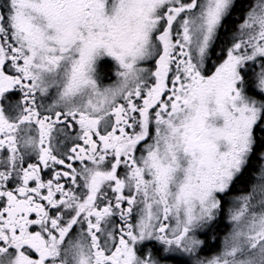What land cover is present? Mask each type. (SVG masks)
Instances as JSON below:
<instances>
[{"label": "snow or ice", "instance_id": "1", "mask_svg": "<svg viewBox=\"0 0 264 264\" xmlns=\"http://www.w3.org/2000/svg\"><path fill=\"white\" fill-rule=\"evenodd\" d=\"M0 264H264V0H0Z\"/></svg>", "mask_w": 264, "mask_h": 264}]
</instances>
